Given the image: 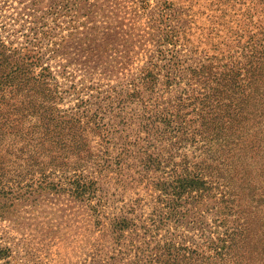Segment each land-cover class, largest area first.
Listing matches in <instances>:
<instances>
[{
	"label": "rangeland",
	"instance_id": "374dc122",
	"mask_svg": "<svg viewBox=\"0 0 264 264\" xmlns=\"http://www.w3.org/2000/svg\"><path fill=\"white\" fill-rule=\"evenodd\" d=\"M258 1L0 0V37L15 47L26 43L25 35L44 20L51 26L56 20L61 27L57 33L61 35L71 33L73 25L79 27L67 54L58 55V47L53 43L42 46L46 54L42 64L51 68L63 92L58 103L62 113L74 112L85 102L87 105L82 109L86 107L92 114L105 106L112 107L98 114L99 129H94V126L97 128L94 125L76 132L66 123L60 124L58 143L38 145L37 154L41 158L33 160L34 171L29 169V173L22 175V169L15 170L12 166L0 171V264H135L140 261L136 254L149 240L144 237V230L126 231L117 246L109 225L111 218L120 215L136 219L133 209L137 208L140 197L145 199L139 208L140 214L143 220L152 223L158 193L142 182L138 164L139 156L145 151L153 152L156 157L160 155L161 161L201 159L198 171L205 179L224 181L235 200L232 219L241 225L245 240L238 241L235 250L238 255L232 256L240 264H264V32L260 34L261 40L250 48L249 57H243L249 47H238L245 68L238 72L225 67L218 83V97L197 115L199 119L193 123L192 130L184 125L182 142L174 143L179 131L163 125L162 121L154 127L147 124L140 115L142 104L130 103L122 94L127 86H133L149 61L157 60L156 41L160 32L155 27L166 2H172L178 10L169 25H185L182 30L187 33L180 36L177 46L173 44L170 48L174 54L181 52L183 61L188 60L184 64L187 65L191 61L198 63L201 55L207 54L223 57L221 63L226 62L228 38L234 41L236 35H232L236 29L257 21V16L253 18L250 14ZM213 5L217 8L216 15ZM88 20L103 26L110 21L117 27L112 36L116 44L105 52L99 49L106 31L101 28L99 35L98 32L88 35L89 39L96 40L91 41L87 51H82L87 41L84 32L88 31L84 23ZM162 20L165 27L169 18L165 16ZM152 32L157 33L153 36ZM107 42L109 39L104 40L105 45ZM197 48L200 55L194 51ZM161 64L165 65L160 72L165 79L171 65L166 61ZM179 68L184 69L177 64L172 66L173 71ZM168 96L164 90L154 100L162 101ZM164 128L166 131L160 136L158 133ZM194 128L206 132H201L206 141L201 136L190 140L188 132ZM0 143L7 141L0 137ZM205 143L208 145L204 157H194L203 153ZM161 174L155 171L151 175ZM78 180L95 183L89 186L84 199L77 193ZM206 206L194 216L198 221L205 220L216 231L213 223L216 211H207ZM94 208L102 211L99 220ZM193 219L187 215L179 224L169 210L160 212L158 220L162 229L158 238L177 237L181 241L195 235L198 240L201 229L190 231L192 224L187 223ZM133 238L136 240L132 242ZM157 264L209 263L194 258L173 259L165 254L158 257ZM212 264L223 262L216 260Z\"/></svg>",
	"mask_w": 264,
	"mask_h": 264
},
{
	"label": "trees",
	"instance_id": "16d2710c",
	"mask_svg": "<svg viewBox=\"0 0 264 264\" xmlns=\"http://www.w3.org/2000/svg\"><path fill=\"white\" fill-rule=\"evenodd\" d=\"M221 7L223 8V5ZM212 10H215L216 15V5ZM253 10L254 12L250 16L254 18L256 15L257 21L253 20L243 28L239 27L242 29H236L232 35H236L233 37L234 41H230L231 37L228 38L229 43L226 45L229 47V51L226 62L221 63L223 57L207 54L203 57L201 55V60L196 64L191 61L184 65L188 63V60L183 61L179 51L174 54L170 45L177 46L179 44L180 36L186 32L184 31L185 25H169V21L177 17L178 10L175 6L173 7L172 2H166L160 16V25L155 27V30L160 32L156 41L157 60L149 61L133 81V86H127V90L122 93L130 103L139 101L142 104L143 111L140 115L147 124L154 127L159 121H162L163 125L179 131L177 141L174 143L183 141L181 133L186 132L184 125H188V129L192 130L191 127L198 121L200 113L206 106H211V101L218 97V83L221 81L225 67H229L230 71L237 69L238 72L245 68L246 63L243 64L242 53L239 52L238 47H249V52L243 55V57H249L251 55L250 48L261 40L260 34L264 32V0L256 2ZM215 15L210 16L213 18ZM165 16L169 20L163 27L162 19ZM41 24L31 28L32 31L25 35L26 43L20 47H15L13 43L0 37V137L7 141V143H0V171L8 169L9 166L14 167L15 170L22 169L20 171L22 175H26L30 170L34 171L35 169H31L33 160L41 158L37 154L38 145L58 143L56 138L59 135L60 124L66 123L70 129L76 132L86 130L94 125L97 126V128L94 126V129H99L98 114L103 112V109L105 111L112 109L111 105H108L103 109H97V112L92 114V110H86V107L82 109L87 105L85 102L79 104L78 110L74 112L64 111L62 113L58 103L63 97L61 96L63 92L51 68L44 67L42 64L46 56L42 46L46 42L53 43L58 47L56 49L58 55L67 54L69 43L72 38L76 37L79 27L73 25L70 27V30H73L71 33L61 35V33H57L61 27L56 20L52 26L45 20ZM84 26L88 31L84 32L87 35L85 38L87 41L84 42L86 46L82 47V51H87V46L91 41L96 40L95 37L89 39L88 35H92L94 32L95 34L98 32L99 35L101 28L106 31L102 34V43L98 44L99 49L105 52L110 45L116 44V40L112 36L115 35L117 27L111 25L110 21H107L103 26L98 21L88 20ZM183 28L184 30H182ZM156 33L152 32V35L155 36ZM56 37L59 39L54 41ZM108 39L109 43L107 42L105 45L104 40L108 41ZM215 49L220 50L217 47ZM194 51L197 55L201 53L199 48ZM170 55L171 57H169ZM165 61L171 67L167 68L166 77L162 79L160 72L165 65L161 63ZM174 64L183 66L184 69L179 68L173 71ZM207 70L210 73H207ZM164 90L169 96L162 101L154 100L156 95ZM150 102L152 104H149ZM197 115L199 116L197 117ZM145 130L147 131L146 127ZM165 131L164 128L161 133H158V129L157 133L163 136ZM202 131L204 134L206 133L200 128H194L191 133L188 132L190 140L201 136L206 141V137L202 136ZM193 145L195 146L194 143ZM207 145L205 143L202 146L204 147L202 154L194 155V157H204V154L207 153ZM80 152L81 149L78 153ZM159 156L156 157L153 152L145 151L139 156L138 164L142 182H147L146 186L158 193L154 201L152 223L149 220H143L139 208L144 205L145 199L138 198V206L133 209L137 214L136 219L122 215L110 219L109 229L115 241L118 242L117 246L125 237L126 231L131 233L143 229L144 237L149 240L140 246V251L136 254L140 261H135V264H157L158 257L165 254L173 259L194 258L195 261L209 264L216 260L223 264H230L234 261L235 264H240L232 254L238 255L235 253L236 245L238 241L244 243L245 234L241 225L232 219L235 200L232 198L229 186L220 179L213 177L205 179L202 172L198 171L199 165L202 164L201 159L196 161L194 158L192 161L184 162L183 160L180 162L169 161L168 158L166 161H161ZM165 168L169 171L166 172ZM155 171H161L162 174L152 177L151 174ZM77 182L80 184L77 193L84 199L89 186L95 183L92 181L81 183L80 180ZM205 205H207V211H216L217 217L213 219L216 231H212L205 220L198 221L194 216L195 213H200ZM164 210H169L174 215L175 222L179 224L187 215L194 217L187 223L188 225L192 224L190 231L201 229L198 240L195 235L187 236L181 241L177 237L159 239L158 235L162 225L158 217ZM94 211L99 220L102 217L101 209L94 208ZM131 240L133 242L136 239ZM115 249L118 248L115 246ZM118 254L114 257H117ZM228 260L229 262H227Z\"/></svg>",
	"mask_w": 264,
	"mask_h": 264
}]
</instances>
